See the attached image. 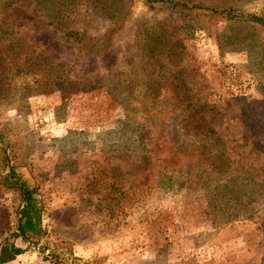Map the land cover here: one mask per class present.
Masks as SVG:
<instances>
[{
    "label": "rangeland",
    "instance_id": "obj_1",
    "mask_svg": "<svg viewBox=\"0 0 264 264\" xmlns=\"http://www.w3.org/2000/svg\"><path fill=\"white\" fill-rule=\"evenodd\" d=\"M181 1L264 15V0ZM102 3L83 7L71 20L76 30L86 31L81 53L48 25L32 0L7 9L11 36L38 47L79 86L71 93L28 96L18 78L0 98L6 150L16 172L38 187L48 233L8 264H264V125L246 106L264 107V27L219 23L209 35L187 30L139 1ZM147 25L159 28L170 43L173 56L161 57L160 71L177 67L194 102L204 107L201 117L225 143V174L232 173L235 184H247L252 193L238 214L214 216L197 187L198 174L187 176L190 181L180 189L182 172L176 170L172 187L162 188L157 170L141 160L139 105L136 100L117 104L108 88L117 75L127 80L132 66L147 65L141 64L139 37ZM170 81L161 79L167 91L173 88ZM172 105L147 112L154 116L148 140L179 155L177 169L189 162L176 149L178 142L196 138L184 136L179 120L169 118ZM18 205L0 180V243L14 230Z\"/></svg>",
    "mask_w": 264,
    "mask_h": 264
},
{
    "label": "trees",
    "instance_id": "obj_2",
    "mask_svg": "<svg viewBox=\"0 0 264 264\" xmlns=\"http://www.w3.org/2000/svg\"><path fill=\"white\" fill-rule=\"evenodd\" d=\"M23 1L25 0H0V98L6 91L9 82H14L18 78L24 79V82H21L23 85L21 92L28 96L56 91L63 94L71 93L79 86L65 75L64 70L57 69L38 47L11 36L13 33L12 20L7 9L14 4L21 5ZM32 1L43 12L48 25L58 29L63 33L64 38L79 46V53L83 51L81 45L84 43L86 31L76 30L71 26V20L83 7L94 8L96 2H107V0ZM132 1L143 3L149 11L163 12L184 24L187 30L205 31L209 35L216 31L219 23L264 27V15L245 14L241 9L232 6L212 7L181 0ZM87 3L90 6H87ZM110 13L111 16L108 19L115 16L116 9ZM159 31V28L148 25L141 28L139 37L145 54L141 64L146 62L147 65L132 66L127 80L125 76L117 75L116 80L108 89L113 91L112 97L117 104H124L126 100L129 102L136 100L139 105L140 110H138L141 111L144 118L143 123L139 125L140 132L137 135V142L140 145L137 144V146L141 147V160L144 166L148 167L150 171L157 170V182L162 188L172 187L174 184L172 176L177 174L176 170L182 172V177L177 180L180 189L185 186L187 180L190 181L186 178L187 176L198 174L200 184L197 187L203 189V195L213 211L212 214L214 216L220 213L230 215L231 211L233 214H238L241 210L239 208L246 209L252 193L247 188V184L241 182V185H236V181L234 182L232 179V173L225 174L224 168L228 163V158L224 157L223 146L225 143L212 129H209L201 117L204 107L194 102L195 96L189 94L185 81L180 78L177 72V67L160 71L162 67L158 65V62L161 57L166 55L171 59L170 57L173 55L171 52L169 53L170 43L166 45V38ZM177 51L179 49L174 50L173 53L177 54ZM169 77L173 88L167 91L166 86L161 84V79ZM87 88L95 87L86 86ZM127 88H130L131 91H128ZM177 88L178 91H176ZM174 99L177 102L172 105ZM163 104L168 107L172 105L167 114L172 120H179L183 135L196 138L193 143L178 142L176 149L181 150L182 158L185 157L189 162L186 166L177 164L179 165L177 169L174 166L177 163L175 158L180 156L175 153L170 154L166 149L160 148L158 144H153L148 140L154 126V116L147 112H152L157 106ZM246 106L249 108L248 113H253L252 118L260 126L264 125L262 103L252 102ZM159 112L161 113L162 110ZM3 138L0 133V156L2 159V162L0 161L2 163L0 180L5 190L16 194L19 202L14 230L0 243V264H8L24 254L30 246L40 245L47 239L48 233L42 225L44 208L39 189L28 184L16 172L15 166L11 164L12 157L6 150L7 146ZM180 144L182 145L180 146ZM183 146L184 148H182ZM191 169H195L196 172ZM247 179L249 180V178Z\"/></svg>",
    "mask_w": 264,
    "mask_h": 264
}]
</instances>
